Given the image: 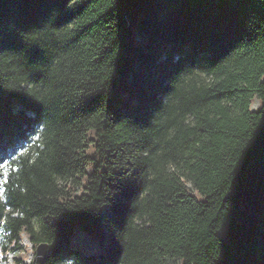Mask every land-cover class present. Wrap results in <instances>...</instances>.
Instances as JSON below:
<instances>
[{"label":"trees","instance_id":"obj_1","mask_svg":"<svg viewBox=\"0 0 264 264\" xmlns=\"http://www.w3.org/2000/svg\"><path fill=\"white\" fill-rule=\"evenodd\" d=\"M23 236L42 264H264V0H0L3 264Z\"/></svg>","mask_w":264,"mask_h":264},{"label":"rangeland","instance_id":"obj_2","mask_svg":"<svg viewBox=\"0 0 264 264\" xmlns=\"http://www.w3.org/2000/svg\"><path fill=\"white\" fill-rule=\"evenodd\" d=\"M252 107L253 108L256 107V102L252 105ZM76 238L79 239V241L84 242L86 247L92 246L91 244H89L87 237L83 233H78ZM20 244H21V246H23L28 251L27 252V258H26L25 262L26 263L32 262L35 250H33L31 243L28 241V239L25 236H23ZM9 261H11V260L9 259ZM0 264H3V263L0 261Z\"/></svg>","mask_w":264,"mask_h":264},{"label":"water","instance_id":"obj_3","mask_svg":"<svg viewBox=\"0 0 264 264\" xmlns=\"http://www.w3.org/2000/svg\"><path fill=\"white\" fill-rule=\"evenodd\" d=\"M47 254V245L39 244L35 247L34 257L31 264H42Z\"/></svg>","mask_w":264,"mask_h":264}]
</instances>
